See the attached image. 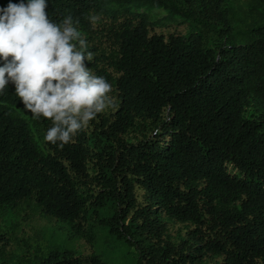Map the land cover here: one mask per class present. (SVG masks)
I'll list each match as a JSON object with an SVG mask.
<instances>
[{
    "label": "trees",
    "instance_id": "16d2710c",
    "mask_svg": "<svg viewBox=\"0 0 264 264\" xmlns=\"http://www.w3.org/2000/svg\"><path fill=\"white\" fill-rule=\"evenodd\" d=\"M233 1L49 0L114 105L61 150L0 95V264H264V0L247 18ZM33 206L47 246L29 256L9 228Z\"/></svg>",
    "mask_w": 264,
    "mask_h": 264
},
{
    "label": "clouds",
    "instance_id": "9594fccd",
    "mask_svg": "<svg viewBox=\"0 0 264 264\" xmlns=\"http://www.w3.org/2000/svg\"><path fill=\"white\" fill-rule=\"evenodd\" d=\"M49 0H9L0 6V95L11 84L25 111L50 120L43 140L63 149L114 105L111 83L85 66L93 53L78 21L59 22ZM97 20V16L91 18Z\"/></svg>",
    "mask_w": 264,
    "mask_h": 264
},
{
    "label": "rangeland",
    "instance_id": "374dc122",
    "mask_svg": "<svg viewBox=\"0 0 264 264\" xmlns=\"http://www.w3.org/2000/svg\"><path fill=\"white\" fill-rule=\"evenodd\" d=\"M2 4L0 6H6L9 0H2ZM12 2L17 3L19 0H12ZM133 12L139 14H145L149 17L150 22L157 25L159 28L164 27H176L171 31L178 32L179 34L183 33L182 30L185 28L184 19L178 16H170L163 9H148L141 8L136 9L134 7H130ZM248 7L246 0H234L232 2V10L235 12L237 16L240 18H247ZM26 214V216H25ZM38 210L36 208L30 207V209H22V213L16 216L15 221L13 222L12 229L9 228V232H13L12 240L17 243L21 237L26 239V243H28L32 248L29 253V256H32L35 253L46 251L47 241L45 240V233L42 231L41 223L37 219ZM4 228V227H3Z\"/></svg>",
    "mask_w": 264,
    "mask_h": 264
}]
</instances>
